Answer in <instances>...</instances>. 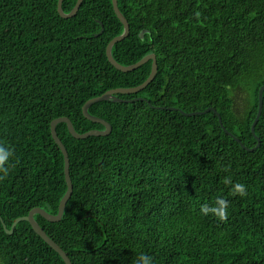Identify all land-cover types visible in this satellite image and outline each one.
Returning <instances> with one entry per match:
<instances>
[{
  "label": "trees",
  "instance_id": "trees-1",
  "mask_svg": "<svg viewBox=\"0 0 264 264\" xmlns=\"http://www.w3.org/2000/svg\"><path fill=\"white\" fill-rule=\"evenodd\" d=\"M77 2L64 0V12ZM58 3L0 0V145L13 152L0 179L8 230L34 209L59 213L68 186L52 122L68 118L79 134L104 131L84 116V105L139 87L152 71L153 61L131 73L109 62L107 47L124 32L112 0H84L70 19L60 16ZM118 6L131 32L114 46V59L131 66L155 55L158 74L142 92L117 95L131 103L90 108L112 126L109 136L78 140L66 124L57 126L73 194L60 222L36 221L72 264H135L141 253L153 264H264V95L252 132L264 75L248 110L239 112L235 101L264 72V0ZM210 108L222 126L214 112L185 115ZM256 137L261 146L250 152ZM226 176L245 183L247 196L227 197ZM221 189L228 219L202 217L200 205L211 206ZM1 263L65 264L28 222L9 235L0 220Z\"/></svg>",
  "mask_w": 264,
  "mask_h": 264
},
{
  "label": "water",
  "instance_id": "water-1",
  "mask_svg": "<svg viewBox=\"0 0 264 264\" xmlns=\"http://www.w3.org/2000/svg\"><path fill=\"white\" fill-rule=\"evenodd\" d=\"M83 2H84V0H78L77 5L74 8V10L70 14H66L64 12V10H63L64 0H59L58 13L60 14V16L63 19L73 18V17H75L78 14ZM112 2H113L114 11H115L118 19L120 20V22L124 26V32H123V34L121 36H118L115 39H113L110 42V44L108 45V47H107V57H108L109 62L117 70H119V71H121L123 73H131V72H134V71L138 70L142 66L146 65L150 61H153L152 71H151L150 77L148 78V80L145 83H143L139 87L130 88V89L112 90V91H109V92L105 93L104 95H102L100 97H97V98L89 100L84 105V107H83L84 116L88 120H90L91 122L102 124L104 126V128H105L104 131L95 130V131H90V132L85 133V134H79L76 131V129H75L74 125L72 124V122L68 118H60V119H57V120L52 122V124H51L52 137H53L54 141L56 142V144L60 147V149H61V151H62V153L64 155V158H65V175H66V182H67V186H68V190H67L64 198L62 199L61 203H60L58 215H52V214H50V213H48V212H46V211H44L42 209L37 208V209H34L33 211H31L28 216L17 219L13 223V226H12L11 230L7 229V226L5 225L3 219L0 217V220L3 223L4 229L7 232V234H9V235H13L14 234V231H15V229H16V227H17V225L19 223L28 222L32 226V228L36 232V234L39 235L55 252H57L61 256V258L63 259L65 264H72V262L69 259L68 255L66 254V252L58 244H56L46 234V232L41 228V226L38 224V222L35 219L36 215H40V216H42L43 218H45L49 222H52V223L60 222L62 220L64 214H65V210H66L67 204H68V202H69V200H70V198L72 197V194H73V184H72V180H71V177H70L69 155H68V152H67L64 144L62 143V141L60 140V138H59V136L57 134V126L59 124H63V123L66 124L68 129H69V132L71 133V135L74 138L78 139V140H84V139H87V138H90V137H105V136H109L111 134V132H112V126L108 122H106V121H104V120H102V119H100L98 117H95V116L91 115L90 112H89L90 108L93 105H95V104H98V103H101V102H108V101H113V102H116V103H123V102L131 103V101H124L123 99L118 98L117 95H133V94H138V93L142 92L143 90H145L154 81V79L156 78V76L158 74V64H157V58H156L155 55H149V56L143 58L138 63H136L134 65H131V66H122L121 64H119L114 59L113 54H112L114 46L117 43H120V42L126 40L130 36L131 30H130V25H129L128 20L124 17V15L121 13V11L119 9L118 0H112ZM102 33H103V30L101 31V33L99 35H101ZM99 35H97V37ZM263 95H264V86L260 89V92H259V111H258L257 117H256V119H255V121L253 123V126H252V132H253L254 135H255L256 126H257V124H258V122H259V120L261 118L262 111H263ZM171 110H175V109H171ZM210 112H214V113H216L218 115L219 120H220V124L222 126L223 125L222 118L218 114V112L215 109H213V108H210V109L206 110L205 112H195V113H191V114H185L184 113V114L186 116L192 117V116H198V115H205V114H208ZM232 137L235 140H237L238 142H240L234 136H232ZM256 138L258 140V145H257L256 148L249 150L244 145H242V147L244 149H247L250 152L255 151L256 149H258L261 146L260 139L258 137H256Z\"/></svg>",
  "mask_w": 264,
  "mask_h": 264
},
{
  "label": "clouds",
  "instance_id": "clouds-1",
  "mask_svg": "<svg viewBox=\"0 0 264 264\" xmlns=\"http://www.w3.org/2000/svg\"><path fill=\"white\" fill-rule=\"evenodd\" d=\"M13 156V152L10 148L0 145V179L8 175V168L10 159ZM223 185L227 188V197H240L244 198L248 194V187L245 183L234 182L231 176H226L223 181ZM223 189L221 194L217 195L211 206L208 203L200 205V215L202 217L215 216L219 221H226L230 214V203L227 197L223 195ZM135 264H153V258L149 255L141 253L138 255Z\"/></svg>",
  "mask_w": 264,
  "mask_h": 264
},
{
  "label": "rangeland",
  "instance_id": "rangeland-1",
  "mask_svg": "<svg viewBox=\"0 0 264 264\" xmlns=\"http://www.w3.org/2000/svg\"><path fill=\"white\" fill-rule=\"evenodd\" d=\"M261 75H264V72L256 74L255 78L249 80L248 85L246 87L248 92H246L245 90H239L238 92H236L235 94V101L237 106L236 108H238L239 112H242L245 109L248 110L252 106L253 100L251 97V92L255 88L256 83L261 81L262 79Z\"/></svg>",
  "mask_w": 264,
  "mask_h": 264
}]
</instances>
